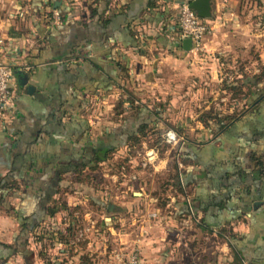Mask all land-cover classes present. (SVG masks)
<instances>
[{"label":"crops","instance_id":"1","mask_svg":"<svg viewBox=\"0 0 264 264\" xmlns=\"http://www.w3.org/2000/svg\"><path fill=\"white\" fill-rule=\"evenodd\" d=\"M6 1V7H0V38L8 49V63L26 73L27 82L20 85L14 76L11 115L6 122L0 120V175L30 163L34 155L48 172L65 165L70 156L92 153L98 142L111 140L129 116L121 122L106 118L97 123L102 119L96 113L99 103L114 112L127 80L159 89L169 78L182 76L184 57L179 53L190 49L185 50L176 18L180 4L192 0ZM210 6L211 16L205 20L211 31L202 45L215 70L207 72L222 75L219 66L231 65L260 81L244 86L250 92L248 109L216 132L215 142L200 148L185 138L192 146L183 143L188 162L183 174H177L194 201L193 213L181 192L168 196L163 207L159 197L149 196L146 183L137 184L131 199L92 195L83 196L84 203L71 204L57 196L69 186L66 177L86 171V166L80 173L65 175L58 192L43 200L52 211L44 218L47 226L54 217L52 205L60 202L78 210L70 223L64 214L61 217L59 231L75 236L70 245L61 235L54 264H122L120 256L134 246L140 251V264H264V98L257 96L264 89V0H211ZM53 10L59 13L54 24ZM166 85L171 89L170 82ZM157 118L152 116V123L159 122ZM154 160L155 156L149 165ZM78 184L83 188L84 182ZM173 185L178 189L177 181ZM147 201L158 215L141 217L135 228L130 222L126 227V207L140 210ZM83 205L88 207L84 212ZM79 214L84 221L90 219L87 233L80 229ZM129 214L132 221L140 215ZM5 217L17 228L9 240L0 242L11 244L18 223L6 213ZM19 257L13 254L0 264H18ZM31 260L30 255L24 262L49 264L43 258L39 263Z\"/></svg>","mask_w":264,"mask_h":264},{"label":"rangeland","instance_id":"2","mask_svg":"<svg viewBox=\"0 0 264 264\" xmlns=\"http://www.w3.org/2000/svg\"><path fill=\"white\" fill-rule=\"evenodd\" d=\"M5 4H7V1L0 0V7H6ZM0 13H2L1 10ZM179 55L184 57V59L178 57L184 62V65H181L182 69L179 68L182 76L176 79L169 78L165 84H161L160 90L153 89L151 84L146 85L141 81L127 80L125 84L126 91L119 98L120 102L117 107H114V112L111 109L112 115L103 106L105 104L99 103L97 105L96 113L102 117L97 123H101L106 118L113 119L114 122H121L125 115L135 113L139 106L144 105L150 106L152 111L160 118H157L159 122L149 124L145 133L146 136L139 135L136 140H132L127 144L128 148L125 149L124 146L120 148L121 150L119 149V151L110 154L106 162L89 167L86 171L75 176H67V182L70 181L69 186L65 187L64 191L57 194V196L60 198L63 196V200L71 204L77 201L84 203L83 196L92 195H97L96 197H119V200L120 197L131 199L133 196L131 191L136 190L137 184L146 183L147 190H149V192H146L149 196L159 197L162 200L159 203L164 207L168 196L177 195L178 192H181L179 188L174 187L173 183H175L177 172L180 171L182 175V171L188 162L182 152L183 140L187 138L200 148L209 145L212 141L215 142V128H211L208 125L209 123H205L204 120L211 118L208 122L213 123L220 120L226 121L230 117H237L248 109L247 101L250 92L247 87L242 86L236 79L240 72L248 75L247 72L234 69L231 65L219 66L220 71L223 72L222 75L217 71L216 76L214 74L209 75L207 71L215 70V66L213 63L212 67L208 65V63H211L206 59L207 52L204 49L197 53L182 51ZM238 67L240 69V65ZM176 81L178 86L175 84ZM168 82L172 84L171 89L167 88L166 84ZM103 123L100 124L101 129L98 128L99 131H103L102 125H105ZM170 130L179 139L178 144L165 142L164 135ZM153 151L155 160L149 165L148 161L150 160L147 152ZM122 153H125V156ZM80 182H84L82 184L83 188L77 187ZM169 185H173L170 191H168ZM181 194L184 199L189 198L190 194H188L186 186ZM152 205L149 204V201L143 202L140 210L138 207L130 208L131 205H128L126 211L129 213L139 212L140 215L132 221L129 219L130 214L126 213L128 223L125 226L127 227L131 223L130 226L135 228L142 221L141 217L153 219L158 215V212L156 209H152ZM68 206V204H60V202L52 205L51 208L54 210L52 216L54 217L49 218L50 225L47 226V222L43 221L38 229L28 236L27 244L29 247H27L26 253L29 257L31 255L32 263H39L38 261L43 258L48 260L49 264H54V258L57 257L55 250L61 242V235L67 238V243L72 244L71 241L75 234L65 230V233H70L66 236L65 233L59 231L61 229L60 224L64 222V220H61L62 215L64 214L66 218L64 219L70 223L75 219L73 217H76L73 216V212H78V210L73 211L76 207L71 210ZM77 207L79 209L80 204ZM87 209L88 207L83 205L82 212ZM123 209L125 210V207ZM3 210L0 208V239L7 241L11 237L10 234L13 229L17 226L12 220L5 217L6 212L4 213L5 210ZM165 211L168 210L165 209ZM80 215L82 224L77 223L74 226V231H76L75 227L80 224V229L87 233L89 230L86 229L88 228L86 224L90 219L84 221L83 214ZM123 223H126V219ZM146 224L144 223V226ZM127 250L123 254H127ZM120 258L123 260L122 264H124L125 256H120ZM18 264H25L21 257L18 258Z\"/></svg>","mask_w":264,"mask_h":264},{"label":"trees","instance_id":"3","mask_svg":"<svg viewBox=\"0 0 264 264\" xmlns=\"http://www.w3.org/2000/svg\"><path fill=\"white\" fill-rule=\"evenodd\" d=\"M236 79L242 86H246L247 84L252 86L257 85L260 81V77L244 75V73L241 72ZM257 96L258 98H264V89L259 91ZM152 116L155 118L157 116L154 111L148 110L147 107L140 106L135 113L127 116L128 119H125L126 121L124 120V122L115 129L111 140L107 142H98L96 150L92 151V153L81 154L80 152L76 157L70 156L64 163L65 165L61 167L59 165L58 167L55 166L51 171L46 172L43 162L34 155L31 157L30 163H22L24 165L1 174L0 207L5 210L6 215L10 219L18 223V232L13 236V242L11 244L0 242V262H6L13 254L20 255L24 260L28 259L29 255L26 253L28 236L38 229L46 215L52 213L43 200L50 199L52 195L58 192V184L65 175L80 173L86 166L94 167L101 162H106L110 154L119 151L124 145H126L125 149L128 148L127 144L130 141L136 140L141 134L142 136L145 135L149 124L153 122ZM235 118L236 117H230L226 121L220 120L213 123L208 122V120L211 119L208 118V120H204V122L209 123L208 125L211 126V128L214 127L215 132H218L231 124ZM183 143V147H185V144L187 146H192V144L185 141V139ZM122 154L125 156V153ZM24 170L26 172H24ZM45 175H47L46 178ZM179 176L180 174L176 175L175 181L177 180L178 188L182 192L183 188L181 183H179ZM181 177L184 183V178L183 176ZM31 192V199L26 200L25 197ZM15 199H21V201L14 204L12 202ZM190 206L192 209L194 208V201H192V199L190 201ZM197 226L202 227L201 224H197Z\"/></svg>","mask_w":264,"mask_h":264},{"label":"built area","instance_id":"4","mask_svg":"<svg viewBox=\"0 0 264 264\" xmlns=\"http://www.w3.org/2000/svg\"><path fill=\"white\" fill-rule=\"evenodd\" d=\"M53 23L59 21V13L53 10L50 17ZM176 29L181 38H189L191 40V46L189 51H202V40L211 31V25L205 19H202L196 15V13L190 8L188 2H182L179 7V12L176 18ZM8 51L4 41L0 38V120L2 122L8 121L11 111L12 103L15 97V78L14 69L8 63L6 59V52ZM28 70L29 68H24ZM165 142L168 144H178L177 139L173 131H167L164 135ZM155 156L154 151L148 153L149 160ZM179 183L182 188L185 187L182 177L179 176ZM189 214H192L193 210L190 206V199L185 198ZM125 253L124 264H140L141 259L139 251L136 247H131Z\"/></svg>","mask_w":264,"mask_h":264},{"label":"water","instance_id":"5","mask_svg":"<svg viewBox=\"0 0 264 264\" xmlns=\"http://www.w3.org/2000/svg\"><path fill=\"white\" fill-rule=\"evenodd\" d=\"M211 0H192L189 3L190 8L196 13V15L202 19H208L211 16ZM183 45L185 50H189L191 46V40L189 38L184 39ZM14 76L18 78L20 85H25L27 82V74L21 70H14ZM28 92H31L33 87L28 86Z\"/></svg>","mask_w":264,"mask_h":264}]
</instances>
